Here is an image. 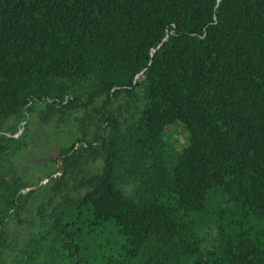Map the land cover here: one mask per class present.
<instances>
[{
	"label": "trees",
	"instance_id": "16d2710c",
	"mask_svg": "<svg viewBox=\"0 0 264 264\" xmlns=\"http://www.w3.org/2000/svg\"><path fill=\"white\" fill-rule=\"evenodd\" d=\"M0 264H264V0H0Z\"/></svg>",
	"mask_w": 264,
	"mask_h": 264
},
{
	"label": "rangeland",
	"instance_id": "374dc122",
	"mask_svg": "<svg viewBox=\"0 0 264 264\" xmlns=\"http://www.w3.org/2000/svg\"><path fill=\"white\" fill-rule=\"evenodd\" d=\"M43 106L37 105L29 117L25 144L10 157L12 168L25 177L35 179L40 173L50 172L54 167L56 153L73 138L82 135V131L67 132L64 124L56 125L55 116L52 113L43 114ZM21 130L18 131L20 133ZM87 133V131H86ZM168 141L174 145L184 144L187 141V132L181 126H172L166 133ZM6 155L2 154V160L6 161ZM7 162V161H6ZM207 245L213 241V230L205 231Z\"/></svg>",
	"mask_w": 264,
	"mask_h": 264
}]
</instances>
